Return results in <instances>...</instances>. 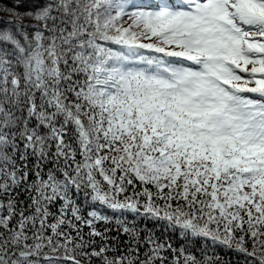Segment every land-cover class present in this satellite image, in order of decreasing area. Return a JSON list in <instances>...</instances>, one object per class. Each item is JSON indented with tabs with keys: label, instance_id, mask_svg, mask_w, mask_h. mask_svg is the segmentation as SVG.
<instances>
[{
	"label": "snow or ice",
	"instance_id": "snow-or-ice-1",
	"mask_svg": "<svg viewBox=\"0 0 264 264\" xmlns=\"http://www.w3.org/2000/svg\"><path fill=\"white\" fill-rule=\"evenodd\" d=\"M0 264H264V0H0Z\"/></svg>",
	"mask_w": 264,
	"mask_h": 264
}]
</instances>
